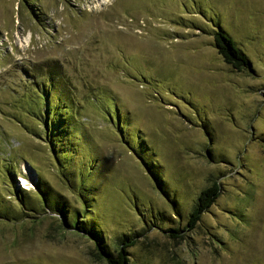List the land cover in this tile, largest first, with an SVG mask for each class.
<instances>
[{"label":"rangeland","instance_id":"obj_1","mask_svg":"<svg viewBox=\"0 0 264 264\" xmlns=\"http://www.w3.org/2000/svg\"><path fill=\"white\" fill-rule=\"evenodd\" d=\"M218 24L251 70L219 54ZM48 92L61 154L26 129ZM214 182L196 229L169 231ZM38 183L114 256L135 238L128 264H264V0H0V205ZM40 212L0 220V264H107Z\"/></svg>","mask_w":264,"mask_h":264},{"label":"trees","instance_id":"obj_2","mask_svg":"<svg viewBox=\"0 0 264 264\" xmlns=\"http://www.w3.org/2000/svg\"><path fill=\"white\" fill-rule=\"evenodd\" d=\"M214 31V39H215V46L218 49V52L222 57L224 58L225 62L231 65L233 68L237 69L238 71H243L247 69H252L251 62L247 55L238 47L236 41L234 38H232L228 33L218 24L213 28ZM53 80L57 81L59 80V77H56L55 75L51 77V83ZM44 88H48L47 85H42ZM50 86H53V83L50 84ZM50 92V91H49ZM48 92L46 95V106H45V112L33 115L32 117L35 118L39 123L44 124L43 130L39 133L35 130H33L30 127H27L26 129L35 134L42 136L43 131L45 132V135L47 134L49 145L52 148V151L54 153L61 154L63 149V144L61 143L63 132L61 131V128L59 127L56 131L55 124L56 120L54 119L55 116L58 114L60 109L52 105V101L54 99L51 98V94ZM62 108L64 107L65 103L63 99L61 98ZM61 108V109H62ZM45 115V120H43V116ZM69 121V119H65L63 121V124H66ZM72 121V120H70ZM39 133V134H38ZM65 151H67L65 147ZM56 161L58 164H61L59 160H62V156H55ZM59 158V160H58ZM143 162L145 163L146 168L149 169L151 172V169L149 167L148 161L141 157ZM63 163V162H62ZM8 173H11L8 171ZM13 182V181H12ZM11 182V183H12ZM158 185L161 184V180L157 178ZM14 183V182H13ZM12 185L14 186V184ZM41 184V183H40ZM39 183L37 184L36 193L38 196H34L31 193H28L24 189L15 188V192L13 194V197L16 201V208L11 206H5L3 207L0 205V220L2 221H23L31 215V212H37V211H43L45 214L47 211H55L58 216H62L63 220H61V227L63 230L74 229L76 231H79L82 234L89 235L93 238H95L96 245L98 248V257L105 260L107 264H128L129 259L127 257L128 252L127 249L131 248L135 245L136 240L135 238L133 240H130L131 237L129 235L125 236V240L123 242V245L120 247L117 254L114 256L113 252L109 251L108 246L106 247L103 238L100 236V234L97 232L94 223H90V220L88 219V211L86 210H80L76 209L74 212H70L68 214L69 209H64L63 204L60 203H52L48 201L49 195L47 189ZM8 186L10 187V184L8 183ZM162 188L161 190L164 191V188L162 185H160ZM220 196V185L217 182H214L211 187H208L204 189L201 194L198 197L196 206L194 207L193 211L191 212V215L187 222V230H181V229H170L169 231L173 233H179V232H186V231H193L196 229L197 224L200 222L202 215L211 208V206L216 202L218 197ZM85 204V202H84ZM14 208V209H13ZM86 208V207H85ZM41 209V210H40ZM14 210L16 212H14ZM43 212H40L38 214H44ZM79 215H81L79 217Z\"/></svg>","mask_w":264,"mask_h":264}]
</instances>
